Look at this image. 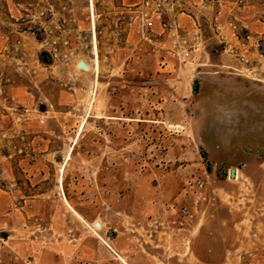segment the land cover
I'll return each mask as SVG.
<instances>
[{"label":"rangeland","instance_id":"374dc122","mask_svg":"<svg viewBox=\"0 0 264 264\" xmlns=\"http://www.w3.org/2000/svg\"><path fill=\"white\" fill-rule=\"evenodd\" d=\"M206 76L264 79V0H0V264H171L142 241L113 257L142 239L129 222L149 202L166 210L170 250L175 208L188 209L186 230L200 218L177 264H223L237 206L264 208V159L212 163L180 101ZM246 101L243 136L211 119L207 138L226 155L229 144L264 147V94ZM236 168L247 171L231 177ZM193 178L204 187L191 194ZM252 248L226 264H264V244Z\"/></svg>","mask_w":264,"mask_h":264},{"label":"crops","instance_id":"0c3cea01","mask_svg":"<svg viewBox=\"0 0 264 264\" xmlns=\"http://www.w3.org/2000/svg\"><path fill=\"white\" fill-rule=\"evenodd\" d=\"M176 69L179 71L181 67L178 66ZM255 80H258L257 83ZM259 80L262 82H259ZM263 82L264 79L222 78L206 76L201 81H199V83H197L199 86H203L204 90L202 91L199 88L197 91V85L195 86V83H192L191 93L186 95V100H180L178 97L174 96L172 92H170V96L172 98L175 97L177 101L180 100L182 103H189L188 111L189 114L191 113L190 117L192 118L193 116V123L203 130V134L206 139L203 144L205 152L209 154V158L212 160V163H215V165L224 164L226 166L241 165L243 167H253L260 165L261 159H264V147H262L260 144L256 145V143L252 142H246L245 144L237 143L236 146L229 144L234 153L231 155H226L222 152V149L218 144L212 145L211 141L207 138V133L212 128V118H217L220 121L219 129L222 133H229V131L232 130V127L237 129V134L242 130L241 135L243 136V133H245L243 130H247L249 125V121L247 120L250 117V113L247 112L246 109L244 110L247 104L246 98L257 92L264 94ZM243 106L244 108L242 109ZM227 143L228 142H226V144ZM233 154L235 157L232 156ZM217 157H221V160L220 158L217 160ZM233 171L234 177L235 174H238L239 176V173L241 172L244 173L243 175H245L247 170H245V168H242V170L236 168L235 170L233 169ZM97 195L99 204L102 206V209L105 210L103 206L106 202H109V196L101 197L100 193ZM241 198L244 200L243 195ZM110 207L111 206L107 205V208ZM251 208L252 211L250 212ZM237 209V213L234 214L236 219L235 226L239 230L237 241L235 243L234 251H227L223 264L229 263L232 255H234L237 260L243 259L245 257V253L248 252L246 250L247 246L251 245L253 247L252 249L254 250L260 244H264V235L261 236L257 233L258 230H264V208L257 209L258 211H256L252 206H237ZM165 214L166 210L163 205L159 206L157 204L156 206H153L152 202H149L148 205L143 209L141 220L134 223L129 222L131 224H135L134 226L138 227L139 229H144L145 233L143 234L142 239H139L137 236H128L127 238L125 237L128 240V244L125 246L126 248H115L116 251H113V257L115 259L116 257L121 258L120 256L123 254L122 252L124 250L133 252V248L136 246H134V242L142 241V244L145 242V249L147 253H149L148 251L150 249L155 250L156 252L160 251L158 255H161V252L164 254L168 253L167 256H170L171 259L173 258L170 262L171 264H177V262L180 261L188 262L190 260V256L188 255L192 253L191 245L193 242L192 240L194 239L193 236L198 228L197 226L199 224L200 218H198L194 227L191 226L190 229L186 230L185 234L178 238L177 248H172L170 250L168 249V245L165 240L164 228L161 226L163 224L161 219H163ZM80 220H82V218ZM96 223L100 227V230L103 228L110 230L107 221L95 220L94 223L90 224V226H95ZM75 224L77 228L79 227L83 229L84 225L78 221H76ZM86 225L88 226V224ZM247 227H250L251 233L247 232ZM116 229L113 228L112 230L115 231ZM140 235L142 236V234ZM108 240L110 243L115 242V239L109 238ZM147 243L150 244V247L147 246ZM187 246L189 247V252ZM167 251L171 252V254ZM193 255L194 258L197 259V256L195 254ZM254 256H257L256 260L258 261V254ZM151 257L155 258V256ZM198 262L199 264H205L200 262V260H198Z\"/></svg>","mask_w":264,"mask_h":264},{"label":"built area","instance_id":"2783aa9c","mask_svg":"<svg viewBox=\"0 0 264 264\" xmlns=\"http://www.w3.org/2000/svg\"><path fill=\"white\" fill-rule=\"evenodd\" d=\"M109 137H112V134L109 135ZM162 152V151H160ZM132 159H136V155L132 154L131 155ZM137 161L142 165L145 164V162L138 160ZM187 188H188V192L191 194H194L198 191H201L204 187V182L198 178H193L190 179L188 181V183L186 184ZM174 215H175V220H174V225H175V229L178 233V235H183L182 233L180 234V232L182 231H186V227L188 224V218H189V211L187 208L185 207H180V208H175V210L173 211Z\"/></svg>","mask_w":264,"mask_h":264},{"label":"water","instance_id":"95a60500","mask_svg":"<svg viewBox=\"0 0 264 264\" xmlns=\"http://www.w3.org/2000/svg\"><path fill=\"white\" fill-rule=\"evenodd\" d=\"M76 67L79 68V69H82V70H84V71H89V67H88L85 63H83V62H81V61H79V62L76 64ZM230 175H231V177H233V175H234V171H233V169L231 170ZM95 226H96V227H99L97 223L95 224Z\"/></svg>","mask_w":264,"mask_h":264},{"label":"bare ground","instance_id":"6f19581e","mask_svg":"<svg viewBox=\"0 0 264 264\" xmlns=\"http://www.w3.org/2000/svg\"><path fill=\"white\" fill-rule=\"evenodd\" d=\"M81 131V130H80ZM62 171V170H61ZM72 210V209H71ZM76 214V213H75Z\"/></svg>","mask_w":264,"mask_h":264}]
</instances>
